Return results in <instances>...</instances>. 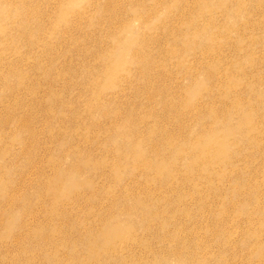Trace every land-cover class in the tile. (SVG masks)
Masks as SVG:
<instances>
[{
    "label": "rangeland",
    "instance_id": "obj_1",
    "mask_svg": "<svg viewBox=\"0 0 264 264\" xmlns=\"http://www.w3.org/2000/svg\"><path fill=\"white\" fill-rule=\"evenodd\" d=\"M36 1L42 43L0 49L2 264H264V0Z\"/></svg>",
    "mask_w": 264,
    "mask_h": 264
},
{
    "label": "bare ground",
    "instance_id": "obj_2",
    "mask_svg": "<svg viewBox=\"0 0 264 264\" xmlns=\"http://www.w3.org/2000/svg\"><path fill=\"white\" fill-rule=\"evenodd\" d=\"M108 4L113 5V1H109ZM37 5H38V2L36 0H0V49L1 50L2 49L11 50L10 47H12L13 49V47H18L17 45L21 43H24L29 49H35L42 43V35L40 34L33 35L35 30L42 31L44 27V23L46 21V18L43 14L37 15V13L35 12ZM218 5H224V2ZM92 7L96 9L94 5H92ZM143 7H144V3H143ZM235 8L236 7L233 6L232 10ZM65 9H66V6L63 7V9L60 12V15L58 16H61V14L65 11ZM97 12L100 16L103 13L106 15L105 0H103V4L101 6L99 5V7L97 8ZM87 13H88V10H86L83 13V15L87 16ZM235 19L238 20L239 18L236 16ZM64 32L67 33L66 31ZM138 40H141V39L138 38ZM48 44L49 43H47V45ZM128 47L130 46L126 44L125 48H128ZM146 47H147L146 44H144L140 51H135L134 56L136 57L138 61H146L145 60V56L147 53ZM96 54L100 56L101 54H106V52L103 51L102 53H96ZM33 58L34 60L38 59L37 54L35 52L33 53ZM85 63H86V67L89 72L91 73H94L95 71L98 72V66H95L91 69L88 67V62H85ZM1 64L4 66H2V68L0 69V84L4 83L5 86L8 89H10L8 87L9 80L14 77V73L12 70L14 69L20 70L21 67L19 66V64H7L5 62H2ZM6 71H10L9 76L5 74ZM104 74L106 75V70L104 71ZM48 77L49 76L44 77L43 81H46ZM49 88L50 90H52L51 86ZM57 95L60 98V94H57ZM5 101L7 102V99ZM9 106L10 105H7V103H5L4 110H6V112L8 113L11 112V110L9 109ZM97 108H98V105H97ZM89 110L92 113L94 112V109L91 106L89 107ZM14 120L17 121L20 131H23L24 126H25L24 118L15 117ZM6 188L7 187L5 185H0V195H3L5 193ZM3 197L0 198V208H6V209H10L13 211V207H14L13 204L17 203V202H14V200L18 198V195L12 194V193L9 194L8 200H13L11 205H7L3 203V200H2ZM26 200H27V197H24V202ZM22 205L25 206L26 204H22ZM5 212H8V210L0 209V215H3ZM7 221H8L7 218L0 217V226H3ZM144 222L146 221H143L142 223ZM95 242L92 244L91 242L87 243L86 249L92 258L96 257V260H99L96 246L97 245L102 246V244L95 243ZM107 242L112 244L114 240L112 237H108ZM92 258H91V261L94 260ZM0 264H2L1 259H0ZM84 264H89V263L86 262Z\"/></svg>",
    "mask_w": 264,
    "mask_h": 264
}]
</instances>
